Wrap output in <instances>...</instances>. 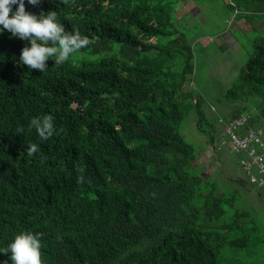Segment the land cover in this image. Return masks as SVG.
<instances>
[{
	"label": "trees",
	"instance_id": "1",
	"mask_svg": "<svg viewBox=\"0 0 264 264\" xmlns=\"http://www.w3.org/2000/svg\"><path fill=\"white\" fill-rule=\"evenodd\" d=\"M176 1L26 4L37 15L56 11L92 41L81 50L90 58L49 60L45 72L19 61L27 41L0 34V248L23 230L43 234V264H218L222 248L247 247V234L228 235L248 229L246 213L224 220L232 197L193 171L195 148L179 128L195 110L213 144L216 125L190 85L195 49L176 26ZM224 4L236 19L264 21V0ZM253 30L247 60L220 95V129L219 117L241 114L253 128L264 123V32ZM45 114L58 134L41 143L28 124ZM30 143L39 153L27 155Z\"/></svg>",
	"mask_w": 264,
	"mask_h": 264
},
{
	"label": "rangeland",
	"instance_id": "2",
	"mask_svg": "<svg viewBox=\"0 0 264 264\" xmlns=\"http://www.w3.org/2000/svg\"><path fill=\"white\" fill-rule=\"evenodd\" d=\"M229 1L223 0L224 3ZM223 2H175L176 26L186 34L195 49L196 67L190 85L204 98L203 110L216 125L213 140L215 148L222 140L219 136L222 127L220 129L216 119L226 112L225 102L220 100V95L232 84L250 54L247 38L257 34L252 31L253 25H256L260 32H264V21L249 23L244 19H236V14ZM88 58V54L80 52L71 56L70 60L78 62ZM197 119V112L191 110L179 123L181 134L195 148L197 158L192 166L193 171L198 173L204 182L209 183L208 189L215 187L217 192L232 197L230 202L224 204V220L232 221L236 210L244 211L246 221L248 220L247 230L236 229L228 232L229 236L247 234V247L222 248L218 264H264V210L257 188L250 183L241 169L238 155L230 152L227 145L213 154L206 152L207 147L211 145V136L209 131L196 126Z\"/></svg>",
	"mask_w": 264,
	"mask_h": 264
},
{
	"label": "clouds",
	"instance_id": "3",
	"mask_svg": "<svg viewBox=\"0 0 264 264\" xmlns=\"http://www.w3.org/2000/svg\"><path fill=\"white\" fill-rule=\"evenodd\" d=\"M42 0H0V34L7 31L12 37L27 41L22 48L19 61L29 70H47V61L53 60L56 65H62L71 56L86 49L92 41L82 35L78 29L67 30L56 11L38 15L26 11V4L36 7ZM28 130H35L41 143L50 140L58 134L54 117L50 114L34 116L30 119ZM24 128L17 129V134H23ZM38 144L30 143L27 155L39 153ZM43 162V160L41 161ZM79 175L77 183L85 182L84 170L77 168ZM43 234L31 230H23L14 235L6 248H0V254L7 255L11 264H43L41 258ZM9 260L0 264H9Z\"/></svg>",
	"mask_w": 264,
	"mask_h": 264
},
{
	"label": "built area",
	"instance_id": "4",
	"mask_svg": "<svg viewBox=\"0 0 264 264\" xmlns=\"http://www.w3.org/2000/svg\"><path fill=\"white\" fill-rule=\"evenodd\" d=\"M219 122L222 126L219 148L227 145L230 152L238 155L241 169L264 200V123L258 129L251 127L249 114L229 120L219 117Z\"/></svg>",
	"mask_w": 264,
	"mask_h": 264
},
{
	"label": "crops",
	"instance_id": "5",
	"mask_svg": "<svg viewBox=\"0 0 264 264\" xmlns=\"http://www.w3.org/2000/svg\"><path fill=\"white\" fill-rule=\"evenodd\" d=\"M222 148V147H221ZM216 150H219V146L215 149V147H214V145L213 144H211L210 146H208L207 147V150H206V152H210V153H215V151ZM228 150H229V148H228ZM230 151V150H229ZM257 193H258V197H259V199H260V203H262L261 205L263 206V210H264V200L261 198V196H260V194H259V192H258V190H257Z\"/></svg>",
	"mask_w": 264,
	"mask_h": 264
}]
</instances>
